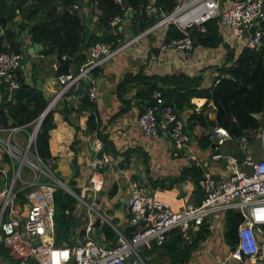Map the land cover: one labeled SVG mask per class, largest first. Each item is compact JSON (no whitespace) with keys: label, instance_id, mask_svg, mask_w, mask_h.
Listing matches in <instances>:
<instances>
[{"label":"built area","instance_id":"built-area-1","mask_svg":"<svg viewBox=\"0 0 264 264\" xmlns=\"http://www.w3.org/2000/svg\"><path fill=\"white\" fill-rule=\"evenodd\" d=\"M33 1L36 0H27ZM114 1L123 10V14L119 12L109 21V32L116 35L121 29L125 31L127 18L124 13L126 15L131 7L123 0ZM153 1L147 2L148 12L154 9ZM56 2L58 11L75 13L81 24L88 23L89 26L103 12L97 0ZM215 16H220L223 39L234 45L236 54L243 46L254 49L261 47L264 0H175L172 9L162 10L148 27L126 39L118 38L116 44L113 40L97 39L88 46L86 56L81 60L62 53L60 58L66 67L56 74L57 88L44 109L28 122L11 126L0 123V243L17 260L16 263L4 260L0 253V264H139L143 263L139 252L141 248L162 244L171 229H179L183 238L190 241L205 219L208 222H224V214L228 209L237 210L243 215L237 228V243L229 254L239 259L241 264H246V257L254 261L264 252V242L259 240L264 238L261 227L264 223V127L233 134L218 123L211 127L209 158L223 163L224 174L214 178L211 170L199 164L203 169L200 183L204 189L199 202H187L182 208L174 209L159 198L158 187L131 178L124 206L128 223L135 226L129 233L116 228V238L111 244L91 238L90 229L96 221L93 214L100 217L98 227L101 228L103 220L107 221L102 212L92 208L87 216V225L76 226L71 242L66 245L55 243V190L66 189L81 202H85V199L82 192H77L55 173L56 158L53 155L43 158L38 153L37 132L45 113L68 90L79 88L82 82L89 86L86 89L88 97L95 99L93 69L102 66L121 51L135 46L141 39H147L150 45H159L163 50L175 48L189 52L193 48L190 28L195 26L203 31L204 22ZM169 23H173L182 36L164 43V31ZM3 45L8 46L5 41ZM221 54L222 50L218 55L222 62L224 59ZM30 55L32 53L27 51L0 49V83L7 100L20 85L18 70L22 72L24 56L29 58ZM157 56L162 58L160 54ZM158 60L162 62V59ZM211 81L212 77L209 83ZM208 102L207 115L214 117L215 103L212 100ZM137 123L141 131L150 136L165 132L174 155L190 144V134L184 129V120L177 116L170 104L164 102L161 89L154 90L153 100L139 112ZM251 135L257 138L256 142H250ZM231 141L234 142L232 146L227 144ZM92 145L99 151L100 139L95 137ZM108 160L109 156L105 152L100 157L96 156L92 161L93 171ZM95 173L84 183L88 190H96L101 186L96 185L92 178Z\"/></svg>","mask_w":264,"mask_h":264},{"label":"trees","instance_id":"trees-1","mask_svg":"<svg viewBox=\"0 0 264 264\" xmlns=\"http://www.w3.org/2000/svg\"><path fill=\"white\" fill-rule=\"evenodd\" d=\"M97 1L103 12L95 19L94 24L89 26L88 23L81 24L75 13L58 11L56 0H36L33 2L0 0V49L27 51L30 44L40 42L43 47L38 53H56L58 59L57 74L66 67V63L60 58L62 53H68L81 60L86 56L88 46L95 40H113L116 44L118 38L125 39L127 30L132 35L145 29L160 16L162 10H170L175 4V0H154V9L148 12L146 9L148 0H123L126 5L132 8L133 16L127 20L125 31L121 29L118 34L113 35L109 32V21L115 14L119 12L123 14V10L114 0ZM124 17L126 18L127 14L124 13ZM204 27L205 30L203 31L195 26L190 28L189 33L193 40V48L188 50L189 52L175 48L163 50L159 45L157 47L154 44L150 45L147 39L140 44L137 51L138 55L145 52L144 63L139 64V68L135 72L123 71L119 80L114 84L113 93L120 105L116 111H113L111 117L127 111L132 106L133 101L140 104L142 110L145 104L153 100L154 90L161 89L164 102L170 104L177 116L184 120V129L189 132L190 137L193 136L197 140L201 147L211 144L209 138L211 127L217 123L226 127L233 134L264 127V35L260 48L254 49L243 46L236 54L234 45L223 39L220 16L206 20ZM180 36H182L181 31L173 23H169L164 31L163 42L168 43ZM25 38L28 39V42H25ZM4 41L7 42L8 46L3 45ZM199 45L217 48L218 53L222 50L221 55L224 60L214 66L205 65L195 73L187 71L157 73L146 72L145 70V65L154 59L152 51L164 58L170 49L190 54ZM132 59L136 63L141 58L132 53ZM162 61L164 60L162 59ZM156 62H158L157 58ZM102 66L93 69L94 77ZM206 68L216 69V74L210 83L205 82L203 71ZM18 75L20 85L12 92L9 100L5 98V90L0 83L2 87L0 92V123L5 126L32 120L44 109L49 99L41 88L25 81L20 69ZM88 87L86 82H82L79 88L75 90L71 88L65 94L69 93L77 97L78 105L86 110L84 131L94 133L101 141V149L97 155H101L102 152H107L113 157L122 155L116 165L125 167L128 165L129 155L125 151L119 153L112 140L108 138L107 133L103 132L105 123L98 112L95 99H90L86 94ZM200 97H205V101L197 108L192 98L198 100ZM209 100L215 103L214 117H209L206 112L209 107ZM58 102L59 100L45 113L41 121L37 132L36 147L43 158L51 155L49 139L52 137V129L57 125L54 114L59 113L63 120L73 127L71 146L74 152L71 166L74 167V171L71 173L70 180L74 185L76 181H79L76 179L79 171L75 168L77 160L75 144L78 141L77 132L80 125L73 124L68 117L71 105L57 106ZM186 108L191 111L184 119L182 111ZM249 140L254 143L257 138L251 135ZM238 155L240 156V153ZM56 173L58 175L57 171ZM147 179L148 185L151 187L166 188H170L185 179L190 180L194 186L196 202H199L204 195V189L200 183L203 179V169L195 162L183 165L177 175L148 177ZM75 198L73 194L62 188H57L54 192L55 243L57 244H62L64 241L71 242V236L78 224L75 204L77 198ZM97 218L96 226L100 224V217ZM242 220L243 215L237 210L228 209L224 214L223 237L230 249L234 248L237 243V228ZM134 227L128 223L123 231L129 233ZM261 227L264 231V223L261 224ZM101 230L106 240L111 244L116 238V230L113 225L103 220ZM209 234V223L205 219L198 226L190 241L183 238L179 229L173 228L161 245L153 244L148 250L160 249L162 254L169 256L168 262L161 264H183L197 249L199 242L206 239ZM259 240L264 242V238H259ZM0 253L4 260L12 263L17 262L10 256L8 249L2 243H0ZM141 254L143 257L144 250H141ZM246 264H264V252L260 253L254 261L246 257Z\"/></svg>","mask_w":264,"mask_h":264},{"label":"crops","instance_id":"crops-1","mask_svg":"<svg viewBox=\"0 0 264 264\" xmlns=\"http://www.w3.org/2000/svg\"><path fill=\"white\" fill-rule=\"evenodd\" d=\"M153 37V36H152ZM151 37V38H152ZM146 39H141L135 46L127 48L126 53L121 52L114 58L107 61L95 75V87L98 112L104 121V133H107L116 148L121 152H126L129 155L128 165L119 167L116 163L122 158V155L113 157L105 152L109 160L98 166L96 171H93L92 161L97 155L93 148V139L97 137L92 132H85V119L87 112L78 104V99L72 94H64L57 106L64 104L71 105V111L68 113L73 124H79L77 132L78 141L75 144L77 154L76 166L79 175V186H83L82 191L85 202H81L76 206L78 227H85L88 221V214L92 212V208L102 212L106 220L113 223L117 228L125 229L128 226V217L125 214V198L129 180L132 178L140 179L147 185L148 177L157 178L167 175H177L180 168L189 162L203 164L205 169L213 172V177L218 178L224 174L223 163L221 161L214 162L206 155V151L199 145L193 136L190 137V144L181 150V153L174 155L171 151V141L165 132H161L158 136H150L143 133L137 123V116L141 110V105L137 102L132 103V106L125 112L112 116L113 111H116L120 102L114 96V84L119 80L121 74L125 70L135 72L139 68V64L144 63L141 58L138 62L131 60L134 51L138 50V46L144 43ZM25 42L28 39L25 38ZM31 45V44H30ZM198 48V50H196ZM192 53L186 54L178 51L166 52L164 58H160L154 54L153 60H150L145 65L146 72H178L187 71L189 73L198 72V70L208 64L213 66L220 61L217 48L197 46ZM196 50V51H195ZM128 51V52H127ZM31 53V52H29ZM217 53V55H216ZM129 56V57H128ZM157 59H163L162 62H156ZM58 59L56 53L41 54L35 52L22 60V72L25 81L30 84H35L41 88L45 95L49 98L57 88L56 81V66ZM205 82H209L210 78L216 73L215 68H206L203 71ZM2 90L0 84V92ZM197 102V108L205 101V97H200ZM56 106V107H57ZM191 110L186 108L182 111V116L185 119ZM55 123L57 125L52 129V137L49 139V147L51 155L56 158V171L71 178V173L74 167L71 166V160L74 149L71 146L73 139V127L70 126L59 113H55ZM229 145H234V142H227ZM100 171V173H98ZM99 175L103 180L97 191L88 190L84 183L86 179L93 173ZM57 174V173H56ZM59 175V174H58ZM159 198L169 203L174 209H180L187 202L197 203V198L194 195V186L190 180H183L170 188L158 187ZM93 217L99 216L93 214ZM92 218V217H91ZM98 219V218H97ZM113 220V221H112ZM209 223L210 234L206 239L199 242L196 250L192 252L191 257L183 264H241L237 258L230 256L229 245L223 237V222L221 220H212ZM97 225L93 231L90 230V237L101 243H110L106 240L102 230ZM144 262L145 264H161L168 262L169 256L162 254L160 249L148 250L144 247ZM8 261V260H7Z\"/></svg>","mask_w":264,"mask_h":264},{"label":"rangeland","instance_id":"rangeland-1","mask_svg":"<svg viewBox=\"0 0 264 264\" xmlns=\"http://www.w3.org/2000/svg\"><path fill=\"white\" fill-rule=\"evenodd\" d=\"M127 30V29H126ZM125 39L126 38H128V36H130V33H128V30L125 32ZM150 36V35H149ZM127 49H125L124 51H126ZM131 51H133V53L135 54V56H138V57H140V58H144L145 57V52H142V54L141 55H138L139 53H138V51L136 50V51H134V48H132V49H130ZM196 50H198V48H196ZM195 50V51H196ZM169 51H174L173 49H170ZM168 51V52H169ZM128 52V51H127ZM124 53H126V52H124ZM152 53H154L155 54V52H153L152 51ZM132 54V52L131 53H129V55H131ZM216 55H217V53H216ZM129 57V56H128ZM151 58V57H150ZM152 59V58H151ZM211 65H213V64H211ZM58 66V65H57ZM56 66V67H57ZM204 149H205V153H206V155H207V157H209V148H208V146H205V147H203ZM55 169H56V165H55V167H54V171H55ZM58 172V176L61 178V179H63V180H65L66 181V183L68 184V185H71V186H73L74 188H75V190L77 191V192H82L83 190H85L84 189V187H79L77 184H78V181H76V183L73 185V183H72V181L70 180V177H68V176H65V175H63V174H61L59 171H57ZM56 173V172H55ZM93 179H94V181H96V185H100L101 184V181L103 182V180L101 179V181H100V176L99 175H97V174H95V176H93L92 177ZM99 183V184H98ZM79 188V189H78ZM78 189V190H77ZM92 191L93 192H95V191H97V189L96 190H94V189H92ZM83 195H84V197L86 196L85 195V193H83ZM87 198H88V196H86ZM76 199V198H75ZM79 203H81V200L80 199H76V202H75V204H76V206L79 204ZM95 227H96V225L94 224L92 227H91V231H93L94 229H95ZM143 251V250H142ZM142 255V254H141ZM139 264H141V263H139Z\"/></svg>","mask_w":264,"mask_h":264},{"label":"water","instance_id":"water-1","mask_svg":"<svg viewBox=\"0 0 264 264\" xmlns=\"http://www.w3.org/2000/svg\"><path fill=\"white\" fill-rule=\"evenodd\" d=\"M132 16H133L132 8H129V10L127 11V17H126L127 20H130V18ZM42 47H43V45L40 42H34L31 45H29V47L27 48V51L31 52V53H35V52L39 51ZM253 114H255V113H253ZM213 140H215V137L213 138ZM66 191H68V190H66ZM68 192H70V191H68ZM62 244L66 245L67 241H64Z\"/></svg>","mask_w":264,"mask_h":264},{"label":"clouds","instance_id":"clouds-1","mask_svg":"<svg viewBox=\"0 0 264 264\" xmlns=\"http://www.w3.org/2000/svg\"><path fill=\"white\" fill-rule=\"evenodd\" d=\"M73 187V186H72ZM110 223V222H109ZM112 225H113V227L115 228V230H116V226L113 224V223H111ZM263 224V223H262ZM223 226H224V223H223ZM120 229V228H119ZM120 230H123V229H120ZM102 232V234H104L103 233V231H101ZM68 242V241H67ZM63 243V242H62ZM101 243V242H100ZM105 243V242H104ZM107 244H109V243H107ZM157 245V244H156ZM161 245V244H160ZM144 247H142L141 248V250L143 249ZM149 248V247H148ZM141 250L139 251L140 252V255H141ZM231 250V249H230ZM230 252V251H229ZM231 256V255H230ZM141 257H142V255H141ZM142 259H143V257H142ZM141 264H145V262H144V259H143V263H141Z\"/></svg>","mask_w":264,"mask_h":264},{"label":"bare ground","instance_id":"bare-ground-1","mask_svg":"<svg viewBox=\"0 0 264 264\" xmlns=\"http://www.w3.org/2000/svg\"><path fill=\"white\" fill-rule=\"evenodd\" d=\"M132 47V46H131ZM67 188H69L70 189V187H67Z\"/></svg>","mask_w":264,"mask_h":264}]
</instances>
